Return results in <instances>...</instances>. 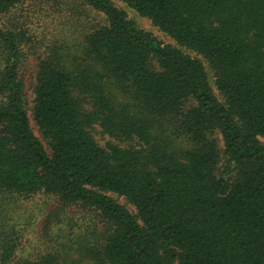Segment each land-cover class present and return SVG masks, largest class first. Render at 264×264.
Instances as JSON below:
<instances>
[{"label": "trees", "instance_id": "1", "mask_svg": "<svg viewBox=\"0 0 264 264\" xmlns=\"http://www.w3.org/2000/svg\"><path fill=\"white\" fill-rule=\"evenodd\" d=\"M24 1L0 0V14ZM82 1L107 21L84 40L100 71L84 64L66 70L51 55L39 60L32 117L49 152L25 109V37L0 33V192L43 191L97 211L110 229L99 250H90L93 264H264V0H119L201 54L223 102L198 59L138 30L109 0ZM108 79L136 103L139 117L114 104ZM176 115L192 146L183 157L156 141L148 124ZM95 124L137 147L99 146L89 133ZM214 131L239 168L232 184L214 173ZM106 193L124 197L136 216ZM17 244L4 234L0 264L10 263Z\"/></svg>", "mask_w": 264, "mask_h": 264}, {"label": "rangeland", "instance_id": "2", "mask_svg": "<svg viewBox=\"0 0 264 264\" xmlns=\"http://www.w3.org/2000/svg\"><path fill=\"white\" fill-rule=\"evenodd\" d=\"M109 1L122 10L126 19L138 30L149 33L163 45L179 49L183 54L198 59L205 67L215 96L223 102L215 87L214 72L201 54L177 44L125 3L119 0ZM106 25L105 16L82 0H26L0 14V33L10 31L17 34L20 42V37H25L22 44L25 54L19 67V77L24 84L29 126L46 152L49 149L32 117L38 62L51 55L66 70H71L75 64H84L100 71L85 55L84 40L88 34ZM3 66L4 51L0 46V73ZM150 67L159 70L154 58L150 60ZM106 87L108 96L116 106H124L135 115L138 113L136 103L120 90L116 82L108 79ZM193 105L191 101L186 103L184 111ZM137 116H140L139 113ZM178 116L148 121V124L156 141L162 142L170 152L183 157L192 146L179 133ZM89 133L101 147H105L107 143L117 144L122 148L137 147L135 141H118L109 137L98 124L91 126ZM208 138L215 140L219 151L214 172L216 177L223 178L229 184L234 183L239 168L227 161L221 135L214 131ZM259 140L264 146V138ZM106 195L136 216L134 206L124 197L115 193ZM109 229L108 226L107 230ZM107 230L97 211L80 204H62L58 196L43 191L27 196L0 192V240L5 233H11L17 237L18 243L9 264H93L90 250H99Z\"/></svg>", "mask_w": 264, "mask_h": 264}]
</instances>
